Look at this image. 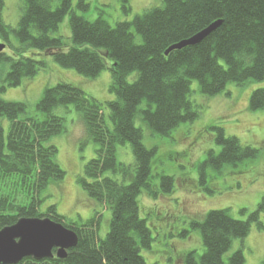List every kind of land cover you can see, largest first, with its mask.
Segmentation results:
<instances>
[{
	"label": "trees",
	"instance_id": "obj_1",
	"mask_svg": "<svg viewBox=\"0 0 264 264\" xmlns=\"http://www.w3.org/2000/svg\"><path fill=\"white\" fill-rule=\"evenodd\" d=\"M121 3L126 13L132 10L130 0ZM5 6L6 0H0V35L20 55L6 49L0 53V230L21 218L49 217L77 233L78 245L67 258L28 257L19 264H148L141 251L151 247L153 235L147 219L141 217L138 198L171 192L175 179L160 175V189L154 184L157 147L146 146L137 121L154 134L170 135L200 116L197 91L205 97L230 96L231 83L263 81L264 0H161L133 20L115 24L101 8L95 20L87 19L76 11L73 0H23L16 27L5 21ZM77 8L89 11L90 1L79 0ZM67 16L70 45L56 35ZM219 20L221 26L201 43L166 54L172 45ZM30 49L51 53L59 65L91 79L107 67L103 50L113 62L109 87L113 99L100 101L81 86L61 80L45 89L33 111L26 102L4 100L1 94L9 87L20 86L48 68L46 60L23 55ZM70 107L80 114L84 126L81 150L88 142L97 145L78 182L89 197L112 210L105 237L100 234L98 211L87 220H75L59 213L56 204L43 209L50 197L45 190L66 176L57 161L58 147L48 142L66 131L67 119L60 109ZM249 108L264 110V87L252 92ZM210 129L216 131L221 149L207 153L197 177L213 194L210 184L215 179L208 169L237 166L256 158L259 150L227 135L220 126ZM126 144L132 146V165L117 158L119 146ZM262 212L264 197L246 220L235 218L230 208L210 210L203 221L192 224L201 232L205 251L201 256L194 250L185 253L184 264H245L243 248L231 254L230 250L236 239L249 235L253 222L264 228Z\"/></svg>",
	"mask_w": 264,
	"mask_h": 264
},
{
	"label": "rangeland",
	"instance_id": "obj_2",
	"mask_svg": "<svg viewBox=\"0 0 264 264\" xmlns=\"http://www.w3.org/2000/svg\"><path fill=\"white\" fill-rule=\"evenodd\" d=\"M78 1L73 0L79 14L95 20L98 17L97 8H101L106 11V17L112 24L133 20L146 9L161 4V0H130L132 10L126 13L121 0H89L90 10L82 12L77 8ZM22 5L23 0H6L4 19L12 27H16L19 22ZM56 35L63 36L68 45L71 44L69 16L61 23ZM11 41L17 43L15 35H11ZM0 42L5 43L1 35ZM68 48L66 46L63 49ZM101 51L107 67L97 78L91 79L73 68L59 65L51 53L27 50L23 52L24 56L46 60L48 68L34 78L25 80L20 86L9 87L1 97L8 101L26 102L33 111L45 89L64 80L81 86L100 101L113 99L114 95L109 91L113 62ZM6 52L20 55L8 44ZM262 87L264 80L250 81L244 86L231 83L227 88L230 96L222 93L205 97L197 91L198 104H202L200 116L193 122L180 125L170 135L154 134L145 123L137 121L138 126L143 128L146 146L157 147L152 166L154 184L160 189V175L175 179L171 192L162 191L157 197L143 194L138 198L141 217L147 219L153 235L151 247L141 251L148 264L156 261L162 264H184L186 254L193 250L201 256L205 246L200 230L192 224L203 221L210 210L230 208L235 218L243 220L257 210L264 197V110L252 111L249 103L252 92ZM60 113L67 119V129L52 137L48 144L58 147L57 161L66 171V176L61 181L51 183L45 190L50 197L43 203V209L56 204L59 213L75 220H87L98 211L102 214L100 234L105 237L110 229L112 210L89 197L78 182L84 174L85 165L95 156L97 145L88 142L81 150L80 140L85 133L80 114L73 107L62 108ZM5 124L7 129V120ZM213 125L224 128L227 135L238 137L243 144L256 147L259 153L256 158L237 166L226 165L221 171L208 169L209 177L216 180L210 184L214 191L211 194L205 185L198 183L197 175L199 163L206 158L207 153L221 149L215 140L216 131L210 129ZM117 158L119 162L132 165L135 157L131 144L119 146ZM261 220L264 223V212ZM240 248L245 254V264H261L264 261V228H259L253 222L249 235L244 240L236 239L230 254Z\"/></svg>",
	"mask_w": 264,
	"mask_h": 264
},
{
	"label": "water",
	"instance_id": "obj_3",
	"mask_svg": "<svg viewBox=\"0 0 264 264\" xmlns=\"http://www.w3.org/2000/svg\"><path fill=\"white\" fill-rule=\"evenodd\" d=\"M221 24V20L212 23L194 36L172 45L166 54L201 43ZM6 47V43L0 42V53ZM77 245V233L62 223L49 217L21 218L0 230V264H19L28 257L39 261L55 256L65 259L68 251Z\"/></svg>",
	"mask_w": 264,
	"mask_h": 264
}]
</instances>
